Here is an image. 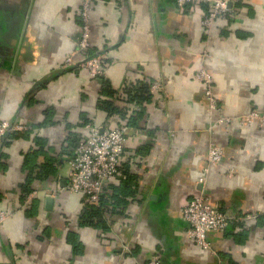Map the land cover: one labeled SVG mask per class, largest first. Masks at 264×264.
I'll list each match as a JSON object with an SVG mask.
<instances>
[{"label": "crops", "instance_id": "1", "mask_svg": "<svg viewBox=\"0 0 264 264\" xmlns=\"http://www.w3.org/2000/svg\"><path fill=\"white\" fill-rule=\"evenodd\" d=\"M80 3L0 0V121L28 127L0 146V264H145L154 255L160 264H264V122L236 121L264 116V0L230 3L206 31L203 6L93 0L85 54L75 51ZM90 54L101 57L103 80L61 69L67 56L76 66ZM200 68L213 80V115L233 118L210 131ZM155 81L161 89L147 102L125 93ZM121 125L127 140L102 188V226L80 225L85 198L67 190L71 141L86 138V126ZM211 143L222 149L214 166ZM41 164L49 176L39 180ZM197 194L231 217L207 235L210 250L187 236L181 216Z\"/></svg>", "mask_w": 264, "mask_h": 264}, {"label": "built area", "instance_id": "2", "mask_svg": "<svg viewBox=\"0 0 264 264\" xmlns=\"http://www.w3.org/2000/svg\"><path fill=\"white\" fill-rule=\"evenodd\" d=\"M179 9L189 8L195 5L205 7L202 15L201 25L204 31L211 28L217 19L226 18L230 12V3L238 0H174ZM93 0H81L79 8L80 33L75 51L85 54L89 48V23L88 13ZM80 63L76 66L72 56L64 59L61 69L67 70L70 67H78L84 70L91 78L103 77L101 57L99 55H84ZM194 77L202 84V92L207 104V113L213 121L210 123L209 131L218 126H225L232 122L233 118L223 115L215 116L218 110L216 98L213 94V80L209 72L205 69H198ZM161 89L159 81H155L150 86V93H155ZM239 125L251 123L253 121L264 122V116L256 112L236 119ZM88 136L77 142L72 156L68 162L69 182L67 190L71 193L83 194L85 200L90 204H97L101 196L104 184L113 178L118 172V163L124 151L127 140L128 126L121 125L114 129H100L86 126ZM28 130L26 125L0 121V146L8 134L23 133ZM222 160V149L214 143L207 148L206 163L210 166L217 165ZM183 221L187 224V236L201 249L210 250L207 235L211 232H221L231 219L227 214L214 208L207 199L197 194L191 198L181 210ZM246 218H250L247 216ZM145 264H160L158 255L151 257Z\"/></svg>", "mask_w": 264, "mask_h": 264}, {"label": "trees", "instance_id": "3", "mask_svg": "<svg viewBox=\"0 0 264 264\" xmlns=\"http://www.w3.org/2000/svg\"><path fill=\"white\" fill-rule=\"evenodd\" d=\"M102 78L103 77H100L98 79L101 80ZM149 86H150V84H147V83L144 84V83L139 82L138 84L130 85V87L126 88L125 93H127V95L130 97V101H132V102H135V103L147 102L151 99V94L149 92L150 91ZM100 94L102 96H104L105 98L111 99L113 97L114 92L110 89L108 82L102 81V88H101ZM105 103L106 102L99 101L98 107L99 108L104 107ZM129 123H131V122H129ZM85 125H89V124L85 122ZM16 134H18V133H13V134H11V136L16 135ZM77 142L78 141L76 139H73L71 141V144H72L71 147L73 148V150H74L75 146L77 145ZM46 165L47 164H41L37 168L39 171L38 173H41L43 175H37V177H34V178H37L40 180V179H46V176L47 177L49 176V173H47V166ZM42 169H44L46 172H42ZM28 180L29 181L26 182V184H24L22 186V198L23 199L26 198L31 193V188L29 185L30 181H31V177ZM124 185H125V183H124ZM117 192H119V190L114 191L115 196H116ZM115 196H113V197H115ZM110 199H111L110 204L112 206L115 205L113 198L111 197ZM104 204L108 205L109 203H107V199H104L103 196L99 197L97 204H90L86 201V203L82 207V212L79 215V224L83 225V226H89V227H100V226H102L103 213L106 210Z\"/></svg>", "mask_w": 264, "mask_h": 264}, {"label": "water", "instance_id": "4", "mask_svg": "<svg viewBox=\"0 0 264 264\" xmlns=\"http://www.w3.org/2000/svg\"><path fill=\"white\" fill-rule=\"evenodd\" d=\"M45 202H46V204H47V209L48 210H50V205L52 204V200H51V198H47L46 200H45Z\"/></svg>", "mask_w": 264, "mask_h": 264}]
</instances>
